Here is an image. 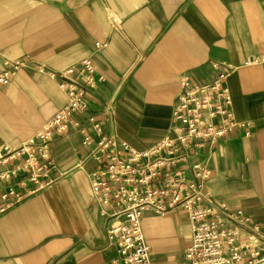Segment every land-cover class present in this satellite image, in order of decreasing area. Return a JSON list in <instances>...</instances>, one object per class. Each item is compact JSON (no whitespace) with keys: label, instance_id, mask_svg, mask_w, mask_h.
<instances>
[{"label":"crops","instance_id":"1","mask_svg":"<svg viewBox=\"0 0 264 264\" xmlns=\"http://www.w3.org/2000/svg\"><path fill=\"white\" fill-rule=\"evenodd\" d=\"M88 57L106 76L88 112L109 132L113 98L116 131L137 148L170 128L185 76L201 83L228 71L235 119L251 122L250 135L233 132L213 148L206 189L264 220V0H0V71L7 59L27 64L0 86V149L20 146L66 102L60 79L36 67L59 73ZM81 140L54 137L52 181L0 214V264H116L111 222L79 166ZM142 227L152 264H182L192 238L185 211L146 212Z\"/></svg>","mask_w":264,"mask_h":264},{"label":"built area","instance_id":"2","mask_svg":"<svg viewBox=\"0 0 264 264\" xmlns=\"http://www.w3.org/2000/svg\"><path fill=\"white\" fill-rule=\"evenodd\" d=\"M26 65L23 60L7 59L0 71V86H7L13 71ZM211 66L227 67L218 62ZM36 71L60 79L66 102L20 146L0 149V214L52 181L56 166L51 142L76 131L82 134L85 151L79 166L88 171L92 195L111 222L106 234L108 245L116 248V264H152L143 216L146 212L166 216L177 210L187 213L192 236L182 264H264V220L241 209L230 210L206 189L213 148L233 132L250 135L251 122L235 119L225 83L228 71L201 83L185 76L170 128L145 148L118 135L113 98L103 112L110 120L109 132L95 113L88 112L89 97L106 81L92 58L59 73L43 65ZM87 164L93 167L88 170Z\"/></svg>","mask_w":264,"mask_h":264}]
</instances>
